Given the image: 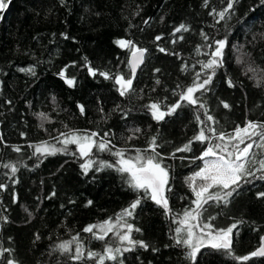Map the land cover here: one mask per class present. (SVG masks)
Returning a JSON list of instances; mask_svg holds the SVG:
<instances>
[{"label":"trees","instance_id":"16d2710c","mask_svg":"<svg viewBox=\"0 0 264 264\" xmlns=\"http://www.w3.org/2000/svg\"><path fill=\"white\" fill-rule=\"evenodd\" d=\"M5 2L8 8L0 13V184L6 186L0 188V249L10 251L0 256V264L9 259L16 264H96L87 258L88 250L102 252L109 242L118 246L111 233L99 241L83 229L108 218L115 220L137 198L125 182L126 174L112 168L96 170L97 166L84 174L80 165L85 158L78 155L76 145H67V152L56 155L34 154L35 146L45 141L64 147L60 134L72 132H97L98 142L108 133L112 151L127 149V156H134L135 149H147L155 136L157 151L169 167L166 195L172 211L166 213L151 199L142 200L127 220L140 229L133 238L149 247L124 252L119 257L123 264H264V257L250 255L264 234V197L258 195L264 192V180L249 178L251 182L237 189L227 204L205 206L202 219L215 217V229L240 222L233 229L231 254L204 248L192 262L186 258V248L173 240L184 210L194 207L187 178L203 166L196 158L207 143L193 142L187 152L176 149L192 140L201 127L231 133L248 120L264 122L261 0H238L219 23L216 13L227 7L228 0ZM181 24L188 31L175 32ZM225 37L223 65L208 90L196 93L216 123L200 125L196 115L206 120L204 110L183 101L163 121L154 120L147 106L159 103L167 111L176 104L195 82L196 73L204 78L202 64L211 58L214 41ZM118 39L147 49L133 79L134 92L125 96L120 95L114 77H130V49L119 47ZM89 65L96 75L90 74ZM29 68L34 74L21 71ZM62 70L65 77L60 75ZM101 72L113 78L106 79ZM66 79H73L74 85ZM229 79L234 87H229ZM17 146L20 152L14 151ZM90 158L116 160L95 148ZM4 164H15L17 172L12 174ZM73 237L85 250L81 261L70 259L76 242L68 254L57 247ZM244 255L250 259H235Z\"/></svg>","mask_w":264,"mask_h":264},{"label":"snow or ice","instance_id":"6c2138e0","mask_svg":"<svg viewBox=\"0 0 264 264\" xmlns=\"http://www.w3.org/2000/svg\"><path fill=\"white\" fill-rule=\"evenodd\" d=\"M10 3V0H9ZM238 0H228L227 7L222 11L216 13L219 17L217 23L225 19V15L229 10L233 9L234 4ZM264 4V0H261ZM8 8V3L5 0H0V11ZM215 12V10H213ZM147 23V21H145ZM188 31L187 27L181 24L175 29V32ZM205 40L207 35L201 33ZM182 38V37H181ZM157 40L161 37L157 36ZM115 43L121 48H128L131 51V59L128 61L131 75L125 79L123 75H116L114 77L115 83L119 86L118 91L121 96L129 95L134 92L133 79L135 78L137 69L144 63L147 49L137 47L131 40L118 39ZM215 48L211 52V58L202 64V71L205 73L204 78L201 79V73H196L195 82L192 86L180 94L179 100L176 104L168 107L167 111L161 110L159 103H151L149 108L151 115L156 121H163L166 116L172 115L178 108L182 106L181 101L189 105H199L200 109L204 110L206 120H201L200 115H196V120L200 125H205L208 122L215 124L214 117L208 114L204 103L200 102L199 97L196 96L198 92H206L208 86L212 83L213 77L217 68L223 65L224 49L228 46L227 37L214 41ZM211 47V45H209ZM161 52L165 49L161 48ZM90 74L96 75V70L89 65ZM21 71L33 72L34 70L21 69ZM157 71H159L157 69ZM106 79L111 77L106 72L99 73ZM61 77H65V72L62 70ZM69 86H73L75 81L73 79H66ZM158 83V81H157ZM229 87H234L233 82L228 80ZM259 86V82L257 84ZM223 103L225 108L230 105ZM81 113L84 108L80 106ZM43 116L44 114H40ZM136 129V132H139ZM62 140L59 142L64 147H56L54 144L48 142H41L35 146L34 154L41 155H56L59 152H67V145H76L78 155L85 158L80 165L84 174H87L94 166L96 170L104 168H112L122 175L126 174V184L137 194V198L129 205L128 208L123 209L115 217V220L108 218L99 223L88 225L83 229L84 233H90L99 241H105L109 234H113L115 242L118 246H113L112 242L106 243L102 252H94L88 250L86 256L88 259H95L96 264H105L106 261L117 262L123 264L119 257H122L124 252L133 250L139 246L147 249L149 245L143 240H136L133 238V232H139L132 223H129L127 218L132 217L135 209L142 203L144 198L151 199L157 205L163 207L166 213H171L169 207L168 197L166 195L168 188L170 172L169 167L164 163V157L157 151L159 145L157 144V137L153 136L145 150L135 149L134 156H127V149H116L112 151L111 141L106 139L108 133L104 134L99 142L95 139L99 136L97 132L85 133L83 135L76 132L70 134L61 133ZM132 137H129L131 139ZM59 139V138H57ZM193 142L207 143V147L202 154L197 157L203 161V167L187 178L188 186L195 197L192 201L194 207L185 209L183 217L178 221L179 226L175 228L174 243L177 246H184L186 248V258L189 261L196 262L197 254L201 253V249L210 248L213 250H224L231 254L233 248V229L237 228V223H233L227 229H215L212 221L215 217H207L205 222L203 212L206 205L210 203H228V198L233 195L243 184L250 183L252 179L264 180V122H256L248 120L243 127L237 125L233 132L225 133L223 131L217 132L215 127H201L198 134L190 140L183 147L176 149L177 152L191 151ZM243 145V147H241ZM98 152H109L116 157L115 162L110 163L104 160L91 159L93 149ZM253 149H259V154ZM14 151L20 152V147H15ZM175 155L174 153L172 154ZM259 155L260 158H257ZM4 168L10 169L12 174L17 172L15 164H4ZM255 169V170H253ZM260 173L257 177L256 173ZM6 187L0 184V188ZM264 197V192L258 194ZM91 201L88 204L91 205ZM6 219V218H4ZM38 238V237H37ZM76 242L75 252L70 256L71 260L81 261L85 258V250L78 237H73L72 241H65L57 247L59 251L68 254L72 251L71 244ZM127 245V246H124ZM9 249H0V256ZM251 257H264V237H261V245L253 251ZM237 260L248 261L249 255L237 256ZM7 264H16L12 259L7 260Z\"/></svg>","mask_w":264,"mask_h":264},{"label":"water","instance_id":"95a60500","mask_svg":"<svg viewBox=\"0 0 264 264\" xmlns=\"http://www.w3.org/2000/svg\"><path fill=\"white\" fill-rule=\"evenodd\" d=\"M0 13H1V11H0ZM130 59H131V51H130L129 54H128V57H127V63H128V61H129ZM128 66H129V63H128ZM129 69H130V66H129ZM137 70H138V69H137ZM130 72H131V70H130ZM136 72H137V71H136ZM118 88H119V86H118ZM160 207H161V206H160ZM161 208L163 209V207H161ZM163 210H164V209H163ZM261 237H264V234H263ZM261 237H260V241H259V245H258V247L261 245ZM258 247H257V248H258ZM257 248H256V249H257ZM256 249H255V250H256ZM255 250H254V251H255Z\"/></svg>","mask_w":264,"mask_h":264},{"label":"rangeland","instance_id":"374dc122","mask_svg":"<svg viewBox=\"0 0 264 264\" xmlns=\"http://www.w3.org/2000/svg\"><path fill=\"white\" fill-rule=\"evenodd\" d=\"M203 162V161H202ZM203 167V166H202ZM198 171V170H197Z\"/></svg>","mask_w":264,"mask_h":264}]
</instances>
